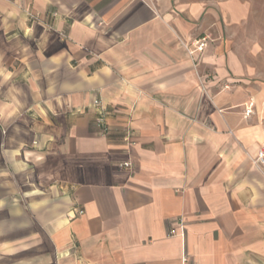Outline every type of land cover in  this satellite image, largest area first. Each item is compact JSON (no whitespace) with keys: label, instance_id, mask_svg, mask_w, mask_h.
<instances>
[{"label":"crops","instance_id":"crops-1","mask_svg":"<svg viewBox=\"0 0 264 264\" xmlns=\"http://www.w3.org/2000/svg\"><path fill=\"white\" fill-rule=\"evenodd\" d=\"M263 141L264 0H0V264H264Z\"/></svg>","mask_w":264,"mask_h":264},{"label":"built area","instance_id":"built-area-1","mask_svg":"<svg viewBox=\"0 0 264 264\" xmlns=\"http://www.w3.org/2000/svg\"><path fill=\"white\" fill-rule=\"evenodd\" d=\"M30 17L33 19H38L37 15L30 14ZM65 36V34H63ZM184 47L186 48L188 54L193 57L197 52H203L207 45H208V37H201L196 40H194L191 43L183 42ZM224 89H229L230 85L229 84H224L223 86ZM96 105H101L100 100H95ZM254 113V101L253 99L250 100L249 104L246 106L245 109V117H250ZM95 122L97 126L100 129V132L103 135H108L110 133V129L107 125L106 118H105V112L104 110L101 109V111L98 113ZM125 141L126 142H133L132 138V133L130 131L127 132L125 136ZM254 163L258 165L259 167L264 166V141L260 144L259 149L257 151L256 156L253 159ZM123 166H130L129 162L123 163ZM78 209V214L82 215L84 213L83 209L77 208ZM172 234H174L172 232Z\"/></svg>","mask_w":264,"mask_h":264}]
</instances>
